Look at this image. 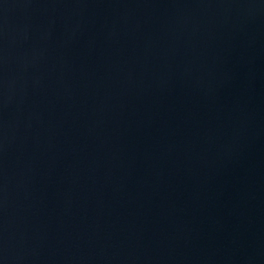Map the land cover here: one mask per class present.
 I'll list each match as a JSON object with an SVG mask.
<instances>
[{
	"label": "water",
	"instance_id": "95a60500",
	"mask_svg": "<svg viewBox=\"0 0 264 264\" xmlns=\"http://www.w3.org/2000/svg\"><path fill=\"white\" fill-rule=\"evenodd\" d=\"M0 264H264V0H0Z\"/></svg>",
	"mask_w": 264,
	"mask_h": 264
}]
</instances>
